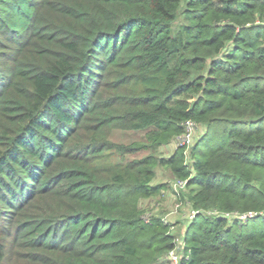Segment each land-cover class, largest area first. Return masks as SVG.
<instances>
[{"label":"trees","instance_id":"obj_1","mask_svg":"<svg viewBox=\"0 0 264 264\" xmlns=\"http://www.w3.org/2000/svg\"><path fill=\"white\" fill-rule=\"evenodd\" d=\"M160 168L181 264H264V0H0V264H169Z\"/></svg>","mask_w":264,"mask_h":264},{"label":"rangeland","instance_id":"obj_2","mask_svg":"<svg viewBox=\"0 0 264 264\" xmlns=\"http://www.w3.org/2000/svg\"><path fill=\"white\" fill-rule=\"evenodd\" d=\"M145 132H131V131H114L111 134V139L114 142L129 144L133 141L143 140ZM201 135V128H197L196 138L198 139ZM177 140H175L170 145L164 146L161 148V154L163 156H170L173 154L176 149ZM148 154V152H142L141 154L136 155L135 157H140ZM156 177V183L163 182L169 184V189L162 196L146 200L143 203V207L146 210V215L150 214H158L164 215V217L170 223H175L176 226L173 227V232L177 235V243L178 245H185V241L183 238L185 227L189 224V222L193 219L192 217V209L187 202H179L176 196V188L175 183L176 179L173 178L172 174L169 170L160 168L158 169ZM179 191V190H177Z\"/></svg>","mask_w":264,"mask_h":264},{"label":"built area","instance_id":"obj_3","mask_svg":"<svg viewBox=\"0 0 264 264\" xmlns=\"http://www.w3.org/2000/svg\"><path fill=\"white\" fill-rule=\"evenodd\" d=\"M197 128H199V126L192 122V121H189L185 124V133H183L181 136H179L176 140H177V145H176V148H178L179 146H182L185 148V152L186 154L188 153L189 149L192 147V145L195 143L196 141V131H197ZM187 185V182L185 180H176V183H175V188L177 190H180V189H184ZM176 190V191H177ZM235 215H239L238 213H234ZM151 215V214H150ZM150 215L148 216H145L146 219H149L150 218ZM192 217L196 215V211L192 209ZM254 213H248V214H243V215H240L241 219L242 220H246L247 218L253 216ZM193 217V218H194ZM166 221L168 222V220L166 219ZM184 247L185 245L182 246L181 245H178L177 243V246L176 248L171 251L168 256H166L165 258V261L166 263L168 262L169 264H181L182 260L183 259H188V256H185L184 255Z\"/></svg>","mask_w":264,"mask_h":264}]
</instances>
